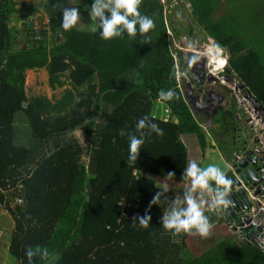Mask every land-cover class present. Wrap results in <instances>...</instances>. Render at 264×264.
<instances>
[{
    "label": "trees",
    "instance_id": "16d2710c",
    "mask_svg": "<svg viewBox=\"0 0 264 264\" xmlns=\"http://www.w3.org/2000/svg\"><path fill=\"white\" fill-rule=\"evenodd\" d=\"M177 1L143 0L140 11L154 20L155 29L146 36L125 33L104 40L98 23L93 30L61 27L62 11L55 6L66 7V0H43L45 29L30 36L26 28L21 38L22 28L10 23L27 7L0 0V208L11 219L8 252L14 264H29L26 250L37 246L50 256L33 257L32 264H264V255L243 241L228 245L219 258L196 256L194 236L173 237L163 228L164 214L175 205L156 178L184 186L189 157L182 136L194 134L201 148L207 144L175 82L172 55L182 71L186 61L173 46L179 34L166 20L164 6ZM189 2L194 24L206 35L202 40L225 48L226 75L246 88L264 116V52L237 32L238 18H214L218 0ZM40 68L50 90L70 85L52 104L26 96L25 71ZM169 89L175 98L162 100L160 91ZM156 103L168 111L166 120L153 115ZM231 114L214 122L231 131ZM144 116L164 135L148 136L146 127L140 155L129 162L128 136L139 137L136 124ZM75 131L86 139L87 150ZM169 172L175 176L169 178ZM157 192L161 199L149 210ZM17 198L22 204L15 203ZM146 213L150 226L142 228L137 221L134 227L133 218Z\"/></svg>",
    "mask_w": 264,
    "mask_h": 264
},
{
    "label": "clouds",
    "instance_id": "9594fccd",
    "mask_svg": "<svg viewBox=\"0 0 264 264\" xmlns=\"http://www.w3.org/2000/svg\"><path fill=\"white\" fill-rule=\"evenodd\" d=\"M160 2L164 5L163 0H160ZM142 3L143 0H93L91 4V10L89 12L90 19L98 23V27L101 30V38L104 40L123 38L125 33L129 38H135L138 33L141 36H146L151 30L155 29L156 25L152 18L147 15H142L140 11ZM186 5H188V3ZM55 7L60 8V10L62 11L61 27L65 31L75 28L81 22V13L78 7H64L62 4H57ZM166 31L167 33H170L168 29ZM208 42H214L222 49L223 53L220 57L210 56L209 54H201L199 52L203 44ZM203 44L188 47L187 51L192 55V57L203 59V61L205 62L206 73L213 78L212 83H215L214 80H216L219 82L218 84L221 85L220 89H228L229 93L237 94V91H235L234 89L236 88V84L239 82L233 78V75H226L225 69L227 68L228 54L225 52V48L221 47L213 40L204 42ZM173 46L179 49V47L176 46L175 43H173ZM177 61L179 64L178 59ZM187 62L188 61L186 60V62L184 63V66L186 68H184L183 71L186 70L188 76L182 77L181 80H183L184 78V89L185 85L187 88L193 89L190 83ZM194 62L195 61L193 59L192 63ZM213 66H217V68L212 73L209 71V69H211V67ZM179 68H181V65H179ZM227 78H230V82H227ZM65 85L68 84H64L63 87H65ZM239 85L242 89L241 92L243 93V85L240 83ZM177 87L179 88V85H177ZM67 88H70V85H68ZM179 90H181V88H179ZM245 95H248L247 99L245 96V101H248L250 103L253 102L256 104V102L250 97L248 91H246ZM159 96L162 100L169 101L175 98L176 94L169 89L167 92L160 91ZM242 102L244 101L242 100ZM256 105L258 106V104ZM249 106L251 107V105ZM194 116L197 117L195 114ZM146 127L149 129L148 136H150L152 132H155L157 136L162 137L164 135L163 130L156 123H153L148 116L140 118L136 124V131L140 134L139 137L134 134H130L128 136L129 162L135 163L140 155L141 147L145 143V134L143 130ZM262 133H260L258 137H263ZM120 134L124 135V132L122 131ZM167 175L169 178H171L175 176V173L169 172ZM184 178L190 181V190L184 193L183 206L172 207L170 211L164 214L162 219L163 228L169 231L173 235V237L180 234L189 236L198 235L205 238L208 237L211 234L213 225L210 222L209 216L205 214L206 210L210 211L224 208L225 212V209H227L228 207L233 211L235 217L231 221L228 220V223H230L231 226L236 227V230L240 233V235L242 234L241 238L255 237L259 239L263 237L262 235H264V227H262L263 225L260 219L257 223L259 229L255 233L252 232L251 229H248V231L244 230L246 225H242L244 226L242 229V226H238V223L243 222L244 220H253V218L245 219L244 217H242L244 218V220H242V218L240 217L241 214H244V211H241L237 206L231 207L232 200L234 201L235 205H240L241 202H244L243 199L238 200L237 198H241V196L245 195L246 193L242 189L231 190L232 181L227 177L226 173L220 167L214 164H209L207 167H201L195 160H192L189 161L187 167L184 169ZM252 188L253 187H247V189ZM164 190L167 191L166 185ZM197 194H199V198ZM204 194H207L208 197H210V201L208 199H205ZM230 194H232V200L229 198ZM259 194L260 193H258L257 195ZM161 195L162 193L157 192L152 197L149 203V210L152 205L158 204L161 199ZM172 203L175 205L181 202L178 200H174ZM248 204L250 203H247L246 209L249 208ZM237 217L239 220L237 219ZM151 220V215H148L146 213L143 217H134L133 226L135 227L136 222L138 221L140 227L147 229L150 226ZM244 231L247 232L243 233ZM262 240H264V238ZM242 241L257 248L254 242H246L243 239ZM26 255L28 257L29 264H32L33 257L39 256L41 260H48L50 253L47 248H41L37 246L34 249L29 247L26 250Z\"/></svg>",
    "mask_w": 264,
    "mask_h": 264
},
{
    "label": "rangeland",
    "instance_id": "374dc122",
    "mask_svg": "<svg viewBox=\"0 0 264 264\" xmlns=\"http://www.w3.org/2000/svg\"><path fill=\"white\" fill-rule=\"evenodd\" d=\"M13 2L16 3V7L20 5L18 3L22 2L23 0H12ZM31 2V7L36 8V12L34 13V17L32 18V27L29 30V32H35L38 29L44 28L45 29V23H46V17L43 14L42 11V2L43 0H29ZM93 0H89V2H86V0H80V8L81 10H89L91 9V4ZM163 2H165L163 0ZM29 4V3H28ZM67 4L70 7H73V3L71 0H67ZM186 5H184V9ZM39 9V11H38ZM168 18L172 19V22L175 23L178 27H174V29L178 32L179 36L175 39L174 43L176 46L181 49V52L184 53V61L189 58H192V55L187 51L188 47L194 46V45H202L205 41L204 39L202 40L203 37L206 35L204 34V31L197 30L196 28V33L193 34V27L192 23H194L193 19L191 16H189L188 9L186 11L179 10L176 11V14H173L171 11V6L167 7L165 9ZM216 13L213 14L214 17H219L224 14L228 15L229 17H236L238 18L236 20L237 22V27L235 26L237 32L242 31L243 37H246L249 42L251 43H256L259 45L260 51L264 52V0H230L227 2V0H218V5L217 8L215 9ZM186 12V13H185ZM33 13V12H32ZM17 17L12 15V21L10 23L11 26H16L17 29L21 28V22L19 23ZM252 21L251 24H247L246 22ZM22 21V20H20ZM245 21V22H243ZM195 26V24L193 25ZM89 26L86 22H84L83 18L81 17V22L76 26L78 29H87ZM22 29H26L25 27H22ZM189 30H191V35H189L191 38H188L187 36L186 39H183V34L187 33ZM249 32V34L246 31ZM25 30H20L18 32L19 36H24ZM190 34V33H188ZM238 34V33H236ZM32 35V34H28ZM22 38V37H21ZM20 38V39H21ZM20 39H16V43H18L20 46L24 45V42H21ZM261 40V41H260ZM226 52V51H225ZM227 53V52H226ZM227 55V54H226ZM177 70L179 69V64H176ZM186 68V67H184ZM43 68L40 69H31V71H27L25 75V92L26 96L32 97H44L46 98L50 104H52L55 100H58L64 88H67L68 85H65L63 88H57L56 90H50L47 87V76L45 72L42 70ZM187 77V72L186 70L182 72H177L175 75V80H177L179 88L183 91V85H184V78L181 80V77ZM216 83L217 87L216 89H220L221 85H219L218 81L214 80ZM212 81L210 82V87H213L214 84H211ZM236 90L237 94L233 95L229 93L228 89L226 90L225 97L226 101H231L235 105L236 108L240 109V120L239 122L242 123L243 125H240L244 128V130H241V133L244 135L245 139H247L250 142H254L255 146H261L260 143H264V116L261 115V113L255 112L251 109L249 106L250 103L248 101H245V93L241 92L239 89L240 85L239 83L236 84ZM215 88V85H214ZM221 94L223 92L221 91ZM237 96V97H236ZM233 100H232V99ZM240 99V100H238ZM242 100L244 102H242ZM240 101L242 103H240ZM155 111L158 113L156 116L159 115V110L157 108V104L154 105ZM162 114V111H161ZM197 118V117H196ZM199 121V124L201 125L203 131L207 134V144L205 145V148H201L199 145L197 138L194 134H189L186 137L183 135L182 139L190 152V155L192 154L191 158L192 160H197L199 161V165L201 167H207L209 164H214L218 167H220L225 173L229 169V157L231 155L230 152V147L232 145L233 149H235L238 145L240 146L239 143H234L231 144V141L228 143L226 146H224L220 141H218V146H217V139L218 136L216 137V134H213L211 129H208V127L204 124L202 119L197 118ZM232 121V120H231ZM233 124H238L237 120L232 121ZM239 127V128H240ZM261 130V131H259ZM223 130H220V132ZM263 132V133H262ZM262 133L263 137H258L259 134ZM76 138L82 143L84 146V149H88L89 146L86 142V139L80 134L78 131L74 132ZM185 137V138H184ZM222 141L225 143L226 139L221 136ZM257 139V140H255ZM216 146V147H215ZM261 157V155H258V159ZM87 156H83V160H86ZM190 159V158H189ZM191 160V161H192ZM259 163V161H258ZM156 184L158 187L165 188V185L167 186V190L170 191L172 194L174 200H178L181 203L175 204V207H181L183 206V193L187 192L190 190V181L187 180V183L182 186L181 184H172V183H167V181L161 179V178H156ZM181 195V196H179ZM198 198H199V194ZM205 195V199H208L210 201V197H208L207 194ZM258 198V196H257ZM252 202V201H251ZM254 204L250 203L249 208H247L244 211V214H241V217H244L245 219L250 218L253 215V208ZM207 216H210V221L213 225L214 228L220 229L219 231V238L216 242H213L214 245V250L217 252L218 255L222 254L223 251L228 250V245L231 248H235L233 245H240V242L238 239H241L240 233L232 229L233 227L231 226L230 223H228V217L227 214L224 212V208H221L219 210H214L210 213H205ZM11 219L9 216L6 214V212L3 211L2 208H0V264H14L15 263V258L8 252V243H9V234L10 230L12 228L11 224ZM238 236V238H237ZM209 246L210 243H207ZM241 246H236V248H240ZM242 248V247H241ZM201 250L203 251L204 249ZM213 264V263H211ZM223 264V263H222Z\"/></svg>",
    "mask_w": 264,
    "mask_h": 264
},
{
    "label": "flooded vegetation",
    "instance_id": "af4514ba",
    "mask_svg": "<svg viewBox=\"0 0 264 264\" xmlns=\"http://www.w3.org/2000/svg\"><path fill=\"white\" fill-rule=\"evenodd\" d=\"M23 20H28V19L24 18ZM22 22L20 23L21 28H22ZM22 30H25V29H22ZM29 34H31V33L29 32ZM20 37H22V36H20ZM193 59L195 61L194 63H192ZM187 61H188L187 62L188 74H189V78H190L191 87L193 88V89H191L192 90V98L195 100V97H198L200 100L199 101L200 105L194 112L195 115L201 119H205L208 122L209 120H211L212 117H215L216 114H218V116L225 114L226 108H223L221 106V103H223V101H224L223 97L221 95L214 96V93H212V92L215 91L217 94H221V91H222L223 95L225 96L226 89H224V90L223 89H216V87H217L216 83H211V84L215 85V88H214V85H213V87H210V82L211 81L213 82V78H211V76L206 73L205 62L203 61V59H200L198 57H192V58H189V60L187 59ZM227 82H230V78H227ZM186 88L187 87L185 85V89ZM187 90H188V88H187ZM203 100H207V101L203 102ZM229 103H230V101H227V104H229ZM229 105H232V104H229ZM250 105H251V107H252L251 109L253 111H255V112L260 111V108L255 103L252 102V103H250ZM239 111H240V109H239ZM240 113H242V112H240ZM238 124H239V127H240V125H243L240 122ZM239 127L237 124H234L230 128L231 131H228L226 128H218L219 130H223L220 133L214 132V131H216L217 128H213V129H211V131L214 132L213 134H216V137L218 136V138H216V140L219 139V140H217V145H218V141H220V142L222 141L221 136L224 137V139H226V142L224 144L222 143L224 146L229 144L230 141H231V144H234V143L241 144L240 147L238 145L235 149H233L232 145L230 147V152L234 151V152H236V154H238L240 156L241 155L240 154L241 147L244 146V148L246 150H251L253 147V144H252V142L245 139L244 135L241 133V130H244V128L242 126L240 128ZM228 140H229V143H228ZM262 201H264V198L262 199ZM258 208L263 209L264 207L261 206V204H258ZM237 219H238V217H237ZM242 220H244V218H242Z\"/></svg>",
    "mask_w": 264,
    "mask_h": 264
},
{
    "label": "water",
    "instance_id": "95a60500",
    "mask_svg": "<svg viewBox=\"0 0 264 264\" xmlns=\"http://www.w3.org/2000/svg\"><path fill=\"white\" fill-rule=\"evenodd\" d=\"M26 26L28 29L32 27L31 17H28V20L25 22H22V27ZM61 34L58 33L57 37H60ZM212 78V77H211ZM189 85V83H188ZM214 96H218L215 92ZM183 98L185 102L187 103V106L191 110L193 114H195V110L199 107L200 102L199 98L195 97V100L192 98V90L188 88L184 89L182 91ZM248 98V95H246V99ZM240 100V99H238ZM207 100H203L205 102ZM241 102V101H240ZM242 103V102H241ZM257 140V139H255ZM253 147L251 150H246L243 147L240 149V156L236 154V152L232 151L231 155L228 159L229 161V169L226 172L227 177L232 181L231 184V190L232 189H241L240 183L243 186L255 187L254 194L257 195L258 193H263L264 198V173H261L259 171L260 166L264 162V145L263 146H255V143L252 142ZM261 145V144H260ZM241 146V144H240ZM239 146V147H240ZM258 155H261V157L258 159ZM259 161V163H258ZM241 193V192H240ZM229 198L232 200V194H230ZM256 207H258V202H255ZM225 212L227 214L228 220L231 221L234 219V214L229 207L225 209ZM259 219L262 222V227H264V214L261 216V214H257L253 220H244L243 222L238 223V226L246 225L244 230L251 229L252 232H257L259 229L257 226V223ZM232 229L236 230V227H233ZM245 232V231H244Z\"/></svg>",
    "mask_w": 264,
    "mask_h": 264
},
{
    "label": "crops",
    "instance_id": "0c3cea01",
    "mask_svg": "<svg viewBox=\"0 0 264 264\" xmlns=\"http://www.w3.org/2000/svg\"><path fill=\"white\" fill-rule=\"evenodd\" d=\"M67 1V0H66ZM165 2H166V0H164ZM71 2L73 3V7H78L79 9H80V13H81V17L83 18V20H84V22H86L87 24H88V28L87 29H83V30H93L94 28H96V26H97V22H95V21H93L92 19H90V15H89V12H90V10L91 9H89V10H81V8H80V0H71ZM86 2H89V0H86ZM29 3V4H28ZM188 3V5H186ZM19 5H20V7L19 6H17L16 8L17 9H20V8H22V4H25V6L27 7H25L26 9L25 10H23V12L21 11L20 12V14L19 13H17V14H15V16L17 17L16 19H18L19 21V23L20 22H22V21H27V20H23L24 18H26V19H28V17L30 16L31 17V20H32V18L34 17L33 15H34V13L36 14V13H38V12H36V8H32L31 7V2H29V0H23L22 2H20V3H18ZM66 4H67V2H66ZM184 5H186V9H184ZM169 6H171V11H172V13L173 14H176V11H179V10H183V11H186L187 9H188V12H189V16H191V7H190V2H189V0H178L177 1V3H167V5L164 7V10L167 8V7H169ZM29 7V8H28ZM66 7H70L68 4L66 5ZM38 11H39V9H38ZM33 12V13H32ZM164 13H165V16H166V18L167 19H169L170 21H171V23H172V26H173V28L176 26V27H178L175 23H173L172 22V19L171 18H168L167 17V13H166V11H164ZM186 13V12H185ZM215 13H216V11H215ZM223 14V13H222ZM221 14V15H222ZM27 15V16H26ZM33 16V17H32ZM169 16V15H168ZM220 17V16H219ZM215 19H217L218 17H214ZM20 20H22V21H20ZM193 25H194V23H192ZM192 25V27H193V34L192 35H194L197 31H196V28H197V30H198V27L196 26V24H195V26H193ZM188 33H190V34H188ZM191 30H189L187 33H184L183 34V39H186L187 38V36H189V35H191ZM179 35H177V36H175V39L178 37ZM188 38H191L190 36L188 37ZM44 72H45V70L44 69H42ZM27 71H31V69H27L26 71H25V75H26V72ZM45 74H46V72H45ZM47 76V75H46ZM47 83V82H46ZM237 88V87H236ZM236 88L234 89L235 91H237L236 90ZM239 89L242 91V89H241V87H239ZM246 88H243V91H244V93H246V90H245ZM54 90H56V89H54ZM220 91V90H219ZM233 95H235V93L233 94L232 93V97H234ZM221 96L223 97V103H221V106L223 107V108H226V112L227 111H231V115H230V117L227 119V121L229 122V123H231L233 120H237L238 121V123H239V120H240V117H238V116H240V111H239V109L238 108H236L235 107V105L233 104V102L232 103H229V104H232V105H229V104H227V101H226V98H224L225 96L223 95V94H221ZM237 97V96H236ZM232 99V98H231ZM233 100V99H232ZM55 101H57V100H55ZM230 101V100H229ZM231 102V101H230ZM54 103V102H53ZM157 104V108H158V110H159V115L157 116L158 118H160V116H161V111L164 109V107L161 105V103H156ZM155 104V105H156ZM158 113L155 111V109H154V111H153V115L156 117V115H157ZM218 117V114H216L215 115V117H212L211 118V120H209L208 122L205 120V119H202L203 120V122H204V124L208 127V129H212V127L214 126V120H215V118H217ZM232 120V121H231ZM224 124V123H223ZM220 125L221 124H219V123H215V128H217L216 129V131L217 132H219L220 133V130L218 129V128H220ZM225 126V125H224ZM222 127V126H221ZM217 132H215V133H217ZM187 135H189V134H184V136L186 137ZM184 137V138H185ZM218 146V145H217ZM216 147V146H215ZM188 150V149H187ZM188 157L190 158H188L189 159V161H191L192 159L191 158H193L192 157V154L190 155V152L188 151ZM197 163H199V161L197 160ZM168 191V190H167ZM179 196H181V195H179ZM209 211V210H208ZM212 211H214V210H210L209 212H212ZM210 217V216H209ZM233 227V226H232ZM219 231H220V229H219V227L218 228H214V227H212V229H211V234L208 236V237H200V236H194V238H193V243H194V245L193 246H195V255L197 256L198 254H203V255H206V256H217V258H219L220 257V255H218L217 254V252L214 250V243L213 242H216L217 240H218V238H219ZM248 231V230H247ZM247 231H245V232H243V233H246ZM242 235V234H241ZM241 235H240V237H241ZM237 238H238V236H237ZM238 241L239 242H241L242 244H243V242H242V238L241 239H238ZM207 243H210V245L208 246L207 245ZM245 244V243H244ZM201 247H202V249H204L203 251L201 250ZM257 249V248H256ZM259 250V249H258ZM260 251V250H259ZM261 253H262V251H260ZM263 254V253H262ZM264 255V254H263ZM206 259H203V261H205Z\"/></svg>",
    "mask_w": 264,
    "mask_h": 264
},
{
    "label": "built area",
    "instance_id": "2783aa9c",
    "mask_svg": "<svg viewBox=\"0 0 264 264\" xmlns=\"http://www.w3.org/2000/svg\"><path fill=\"white\" fill-rule=\"evenodd\" d=\"M201 50L199 51L201 54H209L210 56H218L220 57L223 53L222 49L217 46L214 42H208V43H205L203 44V46L200 48ZM172 61L174 63V68H175V75L176 73L179 71V72H184L181 70V68H179L177 70V66L176 64L178 63L177 61V58L172 55ZM217 66H213L211 67V69H209L210 72H214L216 70ZM182 79V77H181ZM176 81V84L178 85V82L177 80ZM167 115H168V111L164 108L162 110V114H161V120H166L167 118ZM264 131V129H263ZM261 146L264 145L263 142L260 143ZM259 171L261 173H264V162L263 164L260 166V169ZM241 186V189L246 193L245 195H242L240 194L241 198L238 197L237 199L238 200H244V202H241L240 205H235L234 201L232 200V205L231 207H239L241 211H245L246 210V205L247 203H253L254 206H256L255 202H258V204H261V206L264 207V201H262L263 197V193H260L259 195H254L253 191L255 190V188L253 187L252 189H247V187H244L243 185H240ZM258 196V198H257ZM248 201V202H246ZM252 201V202H251ZM15 203L20 205L22 204V200L20 198H17L15 199ZM121 206L125 207V203L121 202L120 203ZM248 206H250V204H248ZM257 214H261V216L264 214V208L263 209H259L258 207H255L253 208V215L250 217L251 219L252 218H255L257 216ZM120 218L121 219H125L126 218V213L122 210L121 211V214H120ZM244 226L241 227V229L243 228ZM263 232H264V229H263ZM263 237L262 238H252V237H249V238H242L244 241L246 242H254L257 246L258 249H260V251H262L264 253V240H262L264 238V235H262Z\"/></svg>",
    "mask_w": 264,
    "mask_h": 264
}]
</instances>
